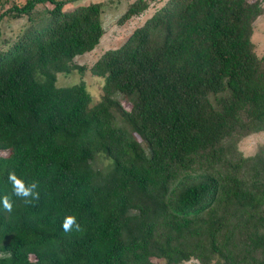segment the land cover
<instances>
[{
    "label": "trees",
    "instance_id": "trees-1",
    "mask_svg": "<svg viewBox=\"0 0 264 264\" xmlns=\"http://www.w3.org/2000/svg\"><path fill=\"white\" fill-rule=\"evenodd\" d=\"M66 1L0 14L29 21L0 44V200L14 202L0 204V264H264V142L238 148L264 132L262 2L131 0L115 23L154 9L86 66L75 58L102 40V5ZM72 70L103 77L95 102L83 83L56 86ZM116 92L125 125L113 123ZM100 153L112 167H94ZM12 170L38 182V201L13 195ZM67 215L81 231H63Z\"/></svg>",
    "mask_w": 264,
    "mask_h": 264
},
{
    "label": "rangeland",
    "instance_id": "rangeland-1",
    "mask_svg": "<svg viewBox=\"0 0 264 264\" xmlns=\"http://www.w3.org/2000/svg\"><path fill=\"white\" fill-rule=\"evenodd\" d=\"M17 1L18 0H5L4 7L0 8V14ZM21 1L23 2V0ZM89 1L101 2L102 22L105 31L98 46L90 51L78 55L75 58L79 65L86 66H89L93 60L99 57L107 48L115 47L121 44L133 28L146 19L154 9V6H150L141 15L133 17L124 24L119 25L115 23V19H117L121 13L124 12L127 3L131 0H67L64 7ZM260 1L263 4V12L254 22L252 35V41L255 43L256 53L258 55H261L264 52V0ZM43 7L51 8L52 4L46 3L45 6H38L36 11L33 13V19H37L43 15ZM28 22L27 15L13 17L10 14H6L5 16H2V19H0V44L5 46L7 43H11L26 27ZM78 83H83L85 85L91 95L92 101L95 102L99 98L103 84L102 76L93 74L89 70L83 72L79 70H72L68 73H58L56 75V86L67 87ZM113 98L116 99L110 106V111L114 116L113 123L115 125H125L124 112L129 109L130 103L125 99H121L119 92L114 93ZM127 130L129 133H133V135L140 141L145 154L149 155L150 149L147 146L146 140L141 138L136 132H133L131 128H127ZM263 142L264 132H255L242 137L238 142V148L243 154L250 155L253 154ZM92 162L94 167L98 169H108L114 164L113 160L106 157L103 153H100L95 159H93ZM154 262L156 264H166L163 258L154 259ZM179 264H199V262L195 259H189Z\"/></svg>",
    "mask_w": 264,
    "mask_h": 264
},
{
    "label": "clouds",
    "instance_id": "clouds-1",
    "mask_svg": "<svg viewBox=\"0 0 264 264\" xmlns=\"http://www.w3.org/2000/svg\"><path fill=\"white\" fill-rule=\"evenodd\" d=\"M8 182L12 186L13 195L21 198L26 204H32L34 201H38L40 199V191L38 182H27L23 177L18 176L15 170H12L8 174ZM0 204L5 212L11 213L14 207L13 200L10 199L9 196L5 195L2 200H0ZM62 229L65 233H70L73 230L79 232L82 230L81 224L78 222V219L75 215H67L65 216ZM8 256L0 255V259H9Z\"/></svg>",
    "mask_w": 264,
    "mask_h": 264
}]
</instances>
